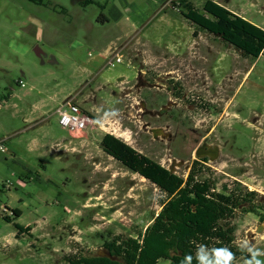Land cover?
<instances>
[{"label":"rangeland","instance_id":"1","mask_svg":"<svg viewBox=\"0 0 264 264\" xmlns=\"http://www.w3.org/2000/svg\"><path fill=\"white\" fill-rule=\"evenodd\" d=\"M94 1L0 0V264H69L102 251L109 236L136 238L152 225L164 195L102 150L107 134L169 169L181 141H155L151 129L181 134L180 121L199 128L202 114L225 129L236 123L238 149L258 150L250 166L224 156L206 175L219 189L235 177L258 193L252 205L264 200V57L204 33L194 39L170 0ZM189 1L201 11L206 2ZM214 1L264 29V0ZM117 54L122 64L109 67ZM171 101L179 108L170 114L147 115ZM69 102L94 120L80 135L59 125ZM195 149L189 141L186 160ZM13 210L21 217L9 223ZM15 223L31 232L17 238ZM234 225L244 253L236 264H264L261 213Z\"/></svg>","mask_w":264,"mask_h":264},{"label":"trees","instance_id":"2","mask_svg":"<svg viewBox=\"0 0 264 264\" xmlns=\"http://www.w3.org/2000/svg\"><path fill=\"white\" fill-rule=\"evenodd\" d=\"M178 2L172 6L194 27V39L204 33L220 39L245 58L264 57L263 28L214 0H206L202 11L189 0ZM92 4L94 0H84L82 5ZM102 19L108 22L106 17ZM100 146L110 157L160 190L164 195L161 212L136 238L118 237L107 244L114 260L77 254L69 258V264H236L244 256L234 243L235 232L229 227L230 222L224 226L222 221L231 219L233 203L238 207L253 203L255 198L231 199L214 194L207 197L205 193L210 189L206 190V185L198 180L197 172L185 181L114 135H105ZM12 214L13 218L5 216L4 220L10 223L21 217L18 210ZM15 227L17 238L31 232V227L17 223Z\"/></svg>","mask_w":264,"mask_h":264},{"label":"flooded vegetation","instance_id":"3","mask_svg":"<svg viewBox=\"0 0 264 264\" xmlns=\"http://www.w3.org/2000/svg\"><path fill=\"white\" fill-rule=\"evenodd\" d=\"M179 92L180 90L178 91V93ZM201 102L202 101H200V103ZM177 108H179V103L177 101L176 102L171 101L167 106H164V108H162L160 111L158 110L156 112L149 111L147 115L153 118L154 117L161 118L163 116H166V114H170L173 109H177ZM167 110L169 111V113H167ZM181 116L182 114L179 115L177 114V117H181ZM200 116L202 117V121L200 123L199 128L188 127L185 130L184 129V127H186L185 122L180 121L179 125L181 126V128H178L177 131H181L180 132L181 134H179V132L173 134V132L171 131V126L169 125H167L166 127L151 129L152 130L151 133L153 134V138L155 141L163 142L168 140L170 143H173L175 140L177 141L179 139L181 141L180 145L183 153L182 151H180V153L182 154L178 153V150H180L179 147H177L175 150L172 151V153L177 152L178 157L176 158L173 157L171 159L172 162L171 166L167 170H169L172 174L180 178H183L185 181L189 179L191 174L197 172L199 174V176L197 177L198 180L203 185H206L205 186L207 188L206 190L210 189L209 193H205L207 197H211L212 194H214L217 196L222 195L223 197L231 198V199H233V197L236 198L240 196H242L243 198L247 197L250 200H253V198H258L259 196L256 191L243 187L241 184L242 181L238 180L235 177H232V180L229 182V184L225 183L219 189L218 185L220 183L217 182L215 179H212L210 176L208 177L206 175L208 174L210 167H212L211 164L220 160L224 156H229L230 158L236 159L237 161H239V163H241L240 165L242 167L250 166L249 161L251 160L252 156L258 152V150L249 153L247 151H242L238 149L237 147L238 137L235 134V129H234L237 126L236 123L235 125L233 124V126L231 125L233 128L225 129L224 126H222L223 123H221V127L219 126L220 125L219 122L222 120V118L215 125H211L210 122L206 123V115L204 116V118H203V114ZM170 119L171 120L174 119L173 114L170 115ZM258 121L259 120H255L254 123H249L248 126L258 128L259 127ZM189 134H191L190 138H189ZM189 141H192L194 143L196 149L194 152L195 154L190 155V159L186 160V157L189 154L188 151ZM178 158H180V160ZM179 164L182 165L179 166ZM183 167L185 168V170L188 171V175L186 177L179 176L177 172L178 169ZM232 206H233L231 207L232 211L230 210L231 219L222 221V224L225 226L226 223L230 222L229 227H232L234 229V232H236V226L234 225V222L235 220L238 219L241 213L249 214V213H254V211H256L257 213L260 212L264 220V200L263 202L257 201V206L255 208L250 202L242 203L238 207H236V204L233 203ZM158 215L156 217H158ZM146 229L144 231H146ZM118 237L126 238L123 235L109 236L105 238V240H103L102 251L94 255H90V257L109 258L114 260V258L111 257V253L108 245L114 242V240L117 239Z\"/></svg>","mask_w":264,"mask_h":264},{"label":"built area","instance_id":"4","mask_svg":"<svg viewBox=\"0 0 264 264\" xmlns=\"http://www.w3.org/2000/svg\"><path fill=\"white\" fill-rule=\"evenodd\" d=\"M178 0H170L168 5L171 6ZM178 4V3H176ZM175 12H179L177 7L173 6ZM109 67L115 68L122 64V58L120 55H115L114 57H109ZM21 85L24 86L21 82ZM59 114V125L60 127L67 131L70 135L76 136L85 132L90 125L94 123V120L88 115L84 114L83 111L71 102L64 104L61 109L58 110ZM5 140H0V152L7 153V148L4 146Z\"/></svg>","mask_w":264,"mask_h":264},{"label":"water","instance_id":"5","mask_svg":"<svg viewBox=\"0 0 264 264\" xmlns=\"http://www.w3.org/2000/svg\"><path fill=\"white\" fill-rule=\"evenodd\" d=\"M36 54H37L40 58L43 57V53H42V51L39 50V49L36 50ZM119 82H121V80H119ZM181 165H182V164H179V166H181ZM172 172H173V171H172Z\"/></svg>","mask_w":264,"mask_h":264},{"label":"crops","instance_id":"6","mask_svg":"<svg viewBox=\"0 0 264 264\" xmlns=\"http://www.w3.org/2000/svg\"><path fill=\"white\" fill-rule=\"evenodd\" d=\"M227 1V4H229L230 3V0H226ZM226 7V6H225ZM228 8V7H227ZM230 10V9H229ZM230 11H232V10H230ZM232 12H234V11H232ZM235 14H237V15H239V16H241L238 12H234ZM244 18V17H243ZM194 38V37H193ZM26 228V227H25Z\"/></svg>","mask_w":264,"mask_h":264}]
</instances>
